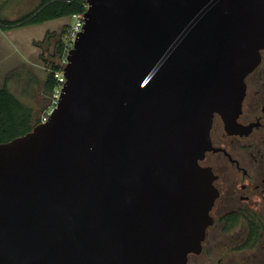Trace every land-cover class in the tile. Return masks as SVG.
<instances>
[{"label":"water","instance_id":"95a60500","mask_svg":"<svg viewBox=\"0 0 264 264\" xmlns=\"http://www.w3.org/2000/svg\"><path fill=\"white\" fill-rule=\"evenodd\" d=\"M50 119L0 144V264H189L238 134L264 0H87Z\"/></svg>","mask_w":264,"mask_h":264},{"label":"rangeland","instance_id":"374dc122","mask_svg":"<svg viewBox=\"0 0 264 264\" xmlns=\"http://www.w3.org/2000/svg\"><path fill=\"white\" fill-rule=\"evenodd\" d=\"M8 1L10 3L0 15L12 17L10 19L29 14L40 3V0ZM71 24V19L67 18L44 26L14 29L6 36L8 54L13 57L7 58L5 66L0 59V70L7 72V81L0 83V89L7 86L24 104L35 109L36 117L41 116L44 105L37 96L34 80L43 82L46 78L49 71L45 62L54 60L51 56L55 44L64 35L67 37ZM241 216L239 221L229 224H223L216 216L214 224L207 230L202 253L191 255L189 264H264V210ZM249 222L258 227V238L253 246L247 245Z\"/></svg>","mask_w":264,"mask_h":264},{"label":"flooded vegetation","instance_id":"af4514ba","mask_svg":"<svg viewBox=\"0 0 264 264\" xmlns=\"http://www.w3.org/2000/svg\"><path fill=\"white\" fill-rule=\"evenodd\" d=\"M246 89L239 133L228 134L216 116L211 131L214 150L201 162L212 171L218 191L211 216L223 224L264 210V52L246 79Z\"/></svg>","mask_w":264,"mask_h":264},{"label":"trees","instance_id":"16d2710c","mask_svg":"<svg viewBox=\"0 0 264 264\" xmlns=\"http://www.w3.org/2000/svg\"><path fill=\"white\" fill-rule=\"evenodd\" d=\"M87 8V0H40L38 7L29 14L14 20L0 18V32H9L14 29L43 25L48 22L67 19ZM65 36V35H64ZM61 37L55 44L52 58L58 62L46 61L48 74L43 82L35 79L37 96L44 110L56 86L54 71L59 69V61L64 56L67 43ZM36 97V96H35ZM35 109L24 104L7 86L0 89V144L11 142L31 132L39 124ZM249 236L247 245L253 246L258 238V227L249 222Z\"/></svg>","mask_w":264,"mask_h":264},{"label":"built area","instance_id":"2783aa9c","mask_svg":"<svg viewBox=\"0 0 264 264\" xmlns=\"http://www.w3.org/2000/svg\"><path fill=\"white\" fill-rule=\"evenodd\" d=\"M85 12L75 14L71 17L72 24L69 28L68 35L65 39L67 43V49H66L64 56L59 61V69L54 71L56 86L49 98L48 105L46 106V108L44 109V111L42 112L39 118V124L46 123L59 105L64 86L67 83V79L64 75V69L66 68L68 64L67 57H68L69 51L72 49L79 34L83 31V28L85 25V18H84Z\"/></svg>","mask_w":264,"mask_h":264},{"label":"crops","instance_id":"0c3cea01","mask_svg":"<svg viewBox=\"0 0 264 264\" xmlns=\"http://www.w3.org/2000/svg\"><path fill=\"white\" fill-rule=\"evenodd\" d=\"M9 3L10 1L8 0H0V11L2 12L5 8H7ZM0 18L14 20V19H10L12 17L7 16V15H2V16L0 15ZM60 20H63V19H60ZM48 23H45L43 25H38V26H44V25H47ZM12 33H13V30L9 32H0V59L3 60V66H5V63L8 57H13V54H8L7 40H6L7 39L6 36ZM6 78H7L6 69H4L3 71L0 70V83L2 82V84H4L7 81Z\"/></svg>","mask_w":264,"mask_h":264}]
</instances>
